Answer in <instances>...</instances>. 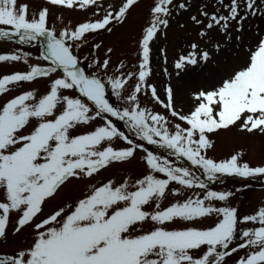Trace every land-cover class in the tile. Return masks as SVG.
<instances>
[{
  "label": "snow or ice",
  "instance_id": "obj_1",
  "mask_svg": "<svg viewBox=\"0 0 264 264\" xmlns=\"http://www.w3.org/2000/svg\"><path fill=\"white\" fill-rule=\"evenodd\" d=\"M139 3L0 0V45H14L0 47V65H24L0 72V243L30 233L0 250V264H264V201L241 213L230 203L241 189L214 187L264 177V163L242 151L209 155L222 131L264 135V27L254 24L264 0H151L135 62H114L116 48L95 37L113 34ZM53 9L91 15L72 21ZM185 13L197 39L174 59L176 78L195 69L213 78L210 62L219 68L226 50L239 59L192 90L187 110L164 48V98L152 79L153 45L173 21L186 28ZM36 42L34 56L25 46ZM113 167L119 175L101 177ZM69 185L78 195L46 213Z\"/></svg>",
  "mask_w": 264,
  "mask_h": 264
},
{
  "label": "rangeland",
  "instance_id": "obj_2",
  "mask_svg": "<svg viewBox=\"0 0 264 264\" xmlns=\"http://www.w3.org/2000/svg\"><path fill=\"white\" fill-rule=\"evenodd\" d=\"M33 6V8L39 7L43 3V0H28ZM151 0H140L138 6L131 10L129 14L128 21L123 26H118L113 34L101 33L99 36L95 37L98 41L100 39L104 40L105 44L108 46H114L116 52L113 55V61L115 62L118 57H121L123 54H127V59L129 61L135 62V49H136V39L139 36L140 28L145 24V21L148 17V8L150 6ZM63 12L65 18H70L72 21H77L83 19L85 16L91 15V12H81V11H69L64 9H53V13L59 14ZM179 23H184L187 25L186 28L181 29L178 26L177 21H173L171 27L167 30V37L165 38L163 34L160 35V39L153 45V67L155 69V75L153 80L157 83L158 89L160 91L161 98H164L163 88L169 82V78L163 74L162 68L163 60L160 55V49L164 48L167 50L168 55V65L170 72H173L171 83L176 85L178 78L174 75L173 61L177 57V54L181 51L187 49V44L191 40H196V29L188 18V14L185 13L177 18ZM217 39H220L218 34H213ZM202 46L204 43L201 42ZM14 45L4 43L0 47L8 48L13 47ZM29 48L33 55L38 54L39 45L35 46H25ZM104 49L100 50V54L103 55ZM225 51L222 56L217 57L224 63V58H227V61L231 55L235 56L234 50ZM85 54H87L85 52ZM154 57L156 60L154 61ZM210 66L213 68V62H210ZM23 64H14V65H0V72H7L14 69H22ZM39 83V82H38ZM199 85L197 88L202 87ZM25 87H30V85H25ZM13 92L9 95L15 94ZM112 101H115V97H110ZM150 107H152V102L150 100L145 101ZM185 110L186 108L184 106ZM156 111H163L159 105H155ZM118 126L122 127L125 131L124 124L118 122ZM215 141L214 149L210 150L209 155H212L216 158H223L228 156L230 153L236 151H242L244 153L243 159L249 161L251 164L256 165L264 163V135L259 133L249 134L246 132H241L235 128L227 132H220L219 134L211 137ZM150 148L152 146H149ZM134 169L135 173H140L144 171V166L141 163H135L131 166ZM120 174V169L118 167L110 168L106 171L101 172V177L107 179L112 176ZM80 185H69L67 188L63 189L57 198L54 201L49 202V205L45 207V212L49 211V208L55 204L62 203L64 200L71 199L78 195ZM219 189H229L235 192L236 189H241V191L236 192L234 197L230 200V203L237 207L241 213H250L257 208V206L264 201V185L257 180H237L229 179L224 184L219 186H214ZM171 199V198H169ZM169 200L164 201V205L168 204ZM30 233L28 230H25L17 237H10L7 245L0 243V250H10L13 247H22L24 242L29 238Z\"/></svg>",
  "mask_w": 264,
  "mask_h": 264
},
{
  "label": "bare ground",
  "instance_id": "obj_3",
  "mask_svg": "<svg viewBox=\"0 0 264 264\" xmlns=\"http://www.w3.org/2000/svg\"><path fill=\"white\" fill-rule=\"evenodd\" d=\"M254 24L264 27V22H262L260 19H255L254 20ZM39 44V42H36V44ZM231 55V51L229 52ZM233 54V53H232ZM245 55V53L243 51H241L239 53V57L243 58ZM156 60V58L154 57V61ZM239 62V59H237L236 56L231 55V57H229L227 64L225 63H220L219 68H215V67H211L209 65V67L212 69L213 71V78H209L206 73L208 71V69H205L203 72L200 69H195L193 71L188 72L187 74L183 75L182 79H179L176 83L177 89H178V94L179 97L182 98V104L183 107L185 106L186 108H188L190 106V101H189V93L192 90L197 89V87L199 85H207L209 83L213 82V79L215 77V75L221 73L222 71H224L227 67H230L236 63ZM188 166H191L187 161H184ZM198 171V170H196ZM226 178V177H224ZM223 178V179H224ZM260 178V177H259ZM262 179H264V177H261Z\"/></svg>",
  "mask_w": 264,
  "mask_h": 264
}]
</instances>
